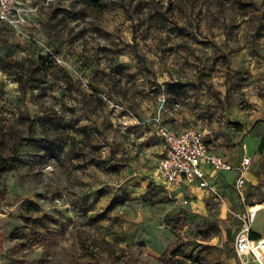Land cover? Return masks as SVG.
<instances>
[{
	"label": "rangeland",
	"instance_id": "1",
	"mask_svg": "<svg viewBox=\"0 0 264 264\" xmlns=\"http://www.w3.org/2000/svg\"><path fill=\"white\" fill-rule=\"evenodd\" d=\"M14 2L22 34L0 23V264L235 259L233 214L264 226V0ZM160 127L201 132L231 166L248 158L243 197L223 172L213 190L162 181ZM43 214L46 246L10 240Z\"/></svg>",
	"mask_w": 264,
	"mask_h": 264
},
{
	"label": "built area",
	"instance_id": "2",
	"mask_svg": "<svg viewBox=\"0 0 264 264\" xmlns=\"http://www.w3.org/2000/svg\"><path fill=\"white\" fill-rule=\"evenodd\" d=\"M0 23L18 35L22 34L20 28L25 24V16L14 0H0ZM158 136L164 144V153L157 166V175L166 184L180 186L184 182H195L201 190H213L209 173L234 172L233 191L237 197H243L245 175L250 165L248 158H243L238 166H231L225 158L208 151L203 134L196 130L174 133L160 127ZM257 213L249 208L244 213L233 214L240 224L233 239V252L238 259L247 255L261 263L264 260V240L251 237Z\"/></svg>",
	"mask_w": 264,
	"mask_h": 264
},
{
	"label": "trees",
	"instance_id": "3",
	"mask_svg": "<svg viewBox=\"0 0 264 264\" xmlns=\"http://www.w3.org/2000/svg\"><path fill=\"white\" fill-rule=\"evenodd\" d=\"M86 4H88L89 6H97L98 2L97 0H85ZM48 62V59L46 56H39L37 58V60L33 63V65L36 68H40L42 70V73H45V67L46 64ZM9 75H14L12 73H10ZM17 81L19 83V85L22 87V75L21 74H17ZM6 164V161H3L0 164V168ZM23 221V227L22 228H26L29 227L31 229V233L28 235L27 233L23 232V229H17L11 236H10V240L11 241H26L25 245L27 247H34L37 245H41V246H46L48 241H49V236L51 235V232L49 230L48 223H50L52 220L49 216H47L46 214H43L42 216L38 217V218H29V217H23L22 218ZM251 237L252 238H257L258 236L254 233H251ZM169 256L170 258H175L177 256H179L178 252L176 249H172L169 251ZM165 264H169L168 262ZM202 264V263H199ZM213 264H218V263H213Z\"/></svg>",
	"mask_w": 264,
	"mask_h": 264
},
{
	"label": "crops",
	"instance_id": "4",
	"mask_svg": "<svg viewBox=\"0 0 264 264\" xmlns=\"http://www.w3.org/2000/svg\"><path fill=\"white\" fill-rule=\"evenodd\" d=\"M207 173H209L208 170H207ZM209 174H210L209 175V182H210V184L213 187L215 186L216 183H222L223 182V179L221 178L220 173H217V174L209 173ZM223 174H227L225 176L226 178H228L229 176H231V183H233L234 176H235V173L234 172H223ZM180 186L181 187H184L185 189H188L189 187H192L193 190H194V188L197 189V190H201V189H199L196 186V183L195 182H191V183L184 182ZM255 222H256V219H255V221H254L251 229H252V233L256 234L258 237L257 238H254V239H256V240H262V238H264V226H261V225L257 224L258 227L255 228L254 227ZM232 252H233V241H232ZM233 255H234L235 259L233 258L229 264H264V260H262L261 263H258L256 261H254L250 256H247V255L242 256L240 259H238L235 256L234 252H233Z\"/></svg>",
	"mask_w": 264,
	"mask_h": 264
},
{
	"label": "bare ground",
	"instance_id": "5",
	"mask_svg": "<svg viewBox=\"0 0 264 264\" xmlns=\"http://www.w3.org/2000/svg\"><path fill=\"white\" fill-rule=\"evenodd\" d=\"M262 240H264V239H262Z\"/></svg>",
	"mask_w": 264,
	"mask_h": 264
}]
</instances>
